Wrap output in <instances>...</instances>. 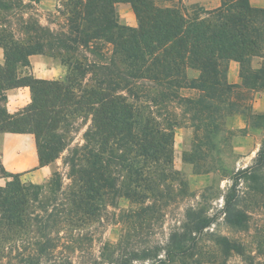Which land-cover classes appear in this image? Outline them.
<instances>
[{
	"label": "trees",
	"instance_id": "obj_1",
	"mask_svg": "<svg viewBox=\"0 0 264 264\" xmlns=\"http://www.w3.org/2000/svg\"><path fill=\"white\" fill-rule=\"evenodd\" d=\"M120 2L130 5L135 26L119 22ZM51 14L42 23L37 7L0 0V133L32 134L39 166L66 151L69 180L64 184L59 170L46 185L8 174L0 185L6 263L203 264L242 254L240 243L213 227L216 215L203 194L163 242H131L121 232L96 248L92 236L87 258L76 260L75 251L86 250L74 237L101 225L120 198L129 202L120 221L133 227L140 220L151 224L184 193L185 180L173 166L175 128H192L191 151L182 159L195 163L218 151L228 117L249 114L250 97L242 88L259 84L264 90V64L250 67L252 58L264 56V7L249 0H223L214 8L63 0ZM34 53L58 58L65 78L34 77L28 59ZM230 61L239 65L240 84L228 80ZM24 86L29 102L9 113L7 90ZM250 117L264 129V113ZM81 127V141L71 146ZM228 178L219 213L225 224L245 229L240 183L264 192V142L252 162Z\"/></svg>",
	"mask_w": 264,
	"mask_h": 264
},
{
	"label": "rangeland",
	"instance_id": "obj_2",
	"mask_svg": "<svg viewBox=\"0 0 264 264\" xmlns=\"http://www.w3.org/2000/svg\"><path fill=\"white\" fill-rule=\"evenodd\" d=\"M32 6L37 7L41 15V22L46 23L52 19V12L63 0H23ZM223 0H155L162 6L168 5H183L187 8L193 6H203L204 8H214L220 5ZM251 5L255 7H264V0H249ZM32 10V9H31ZM116 11L119 22L127 24L130 18H134V26L137 24L132 9L128 3H117ZM49 57V56H48ZM52 58V57H51ZM58 60V58H54ZM264 64V56L254 57L251 60L250 67L258 68ZM25 68L21 69V72ZM228 80L231 83H241L239 76V65L234 61L229 62ZM253 88H242L243 94L250 97L251 104L249 114L235 113L226 120L225 140L218 141V151L213 150L202 159H196L193 162H184L183 153H189L192 147L193 130L190 127L179 126L174 131L173 143V166L179 170L181 177L185 180L184 193L179 195V198L173 204L166 206L161 211L160 217H156L151 221V224L140 220L137 225L131 227L127 223L120 221L119 217L122 212H125L129 207V202L126 199L120 198L117 200L118 206L110 207V214L106 216V220L101 225H95L79 232L74 238L79 240L82 248H85L82 254L77 250L74 253L76 260L87 258V248L90 244L92 236L95 238V247L97 248L102 242L115 241L119 233L127 232L131 242L146 243L163 242L168 235L172 226L182 219V214L187 206L195 205L201 201V195H204V200L207 202L209 212L216 215L215 225L221 234L227 236L230 240L237 241L242 246V254L232 253L230 256L220 262H206L203 264H264V192H259L251 183H240V188L246 191L242 206L248 214L247 227L238 229L229 226L223 222L222 215L219 213L221 208V195L226 191L231 181L228 176L232 171H236L250 164L255 156L256 151L264 142V129L255 125L252 117L249 116L264 113V90L259 84L251 85ZM84 127H81L78 132L73 134V144L81 141V134ZM2 133H0L1 135ZM223 135V136H224ZM66 151L52 162L51 170L46 175L42 176L39 181H31L46 185L51 173L54 170H59L63 175L64 184H68L67 167L63 163V158ZM194 164H198L195 166ZM0 169V185H3L8 179V174H18L19 178L24 182H29V175L22 172H11L3 165ZM247 184L249 187H247ZM115 214L116 218L112 215ZM119 217V219H117ZM92 228L94 234L92 233ZM92 233V235H91ZM134 234V235H131ZM205 244H210L205 241ZM10 250L6 243H0V264H7ZM73 256V253H72Z\"/></svg>",
	"mask_w": 264,
	"mask_h": 264
},
{
	"label": "crops",
	"instance_id": "obj_3",
	"mask_svg": "<svg viewBox=\"0 0 264 264\" xmlns=\"http://www.w3.org/2000/svg\"><path fill=\"white\" fill-rule=\"evenodd\" d=\"M130 19V22L125 24L134 26V18L131 16ZM28 59L29 71L34 77L58 80L65 78L66 68L60 61L41 53L31 54ZM2 63L3 50L0 47V64ZM29 100L30 90L27 86L10 88L7 90V111L14 113L23 108ZM0 160L7 170L28 174L29 180L36 182L50 172L52 165V162L43 166L38 165L34 138L30 133L3 132L0 135Z\"/></svg>",
	"mask_w": 264,
	"mask_h": 264
}]
</instances>
